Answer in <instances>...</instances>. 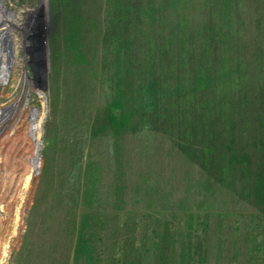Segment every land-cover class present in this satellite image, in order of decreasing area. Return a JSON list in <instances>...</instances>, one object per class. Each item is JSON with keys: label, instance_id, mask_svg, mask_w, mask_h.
Masks as SVG:
<instances>
[{"label": "rangeland", "instance_id": "rangeland-1", "mask_svg": "<svg viewBox=\"0 0 264 264\" xmlns=\"http://www.w3.org/2000/svg\"><path fill=\"white\" fill-rule=\"evenodd\" d=\"M0 107V264H264V0H0Z\"/></svg>", "mask_w": 264, "mask_h": 264}, {"label": "bare ground", "instance_id": "bare-ground-1", "mask_svg": "<svg viewBox=\"0 0 264 264\" xmlns=\"http://www.w3.org/2000/svg\"><path fill=\"white\" fill-rule=\"evenodd\" d=\"M0 110H2V112H0V125H2V123H5L6 120L8 119L9 116H6L7 114H5L6 112L8 113V111L12 112V109H3L0 107ZM10 114V113H9Z\"/></svg>", "mask_w": 264, "mask_h": 264}]
</instances>
